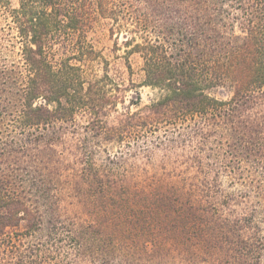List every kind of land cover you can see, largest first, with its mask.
<instances>
[{"label": "trees", "instance_id": "trees-1", "mask_svg": "<svg viewBox=\"0 0 264 264\" xmlns=\"http://www.w3.org/2000/svg\"><path fill=\"white\" fill-rule=\"evenodd\" d=\"M12 1L0 6L9 46L20 45L21 68L0 65V264H41L46 229L49 241L65 231L78 256L84 251L86 258L90 249L95 264H128L125 236L135 225L134 211L144 210L131 203L130 192H122L115 211L98 205L92 219L63 221L64 227H57L59 215L45 227L32 198L39 195L48 212L50 205L59 208L66 188L96 203L100 193L115 197L112 182L90 176L99 170L95 154L134 129L155 134L163 125L192 121V143L205 146L214 137L227 148L226 169L239 177L252 166L264 176V0H15V8ZM100 20L111 34L128 36L122 45L126 55L141 58L142 85L158 91L143 107L132 103L136 110L119 115L113 126L104 118L122 100L115 93L120 89L108 60L89 41ZM95 63L105 68L101 77H90ZM216 88L232 97L216 98ZM77 114L87 120L77 145L80 172L61 186L43 178L45 167L32 176L29 163L40 151L52 155L68 144L66 131L78 133L70 129ZM254 188L257 202L247 213L233 224L214 211L218 227H208L215 251L226 249L230 264L261 261L262 239L250 236L249 227L257 232L264 224L263 181ZM160 248L150 241L144 250L154 256Z\"/></svg>", "mask_w": 264, "mask_h": 264}, {"label": "rangeland", "instance_id": "rangeland-1", "mask_svg": "<svg viewBox=\"0 0 264 264\" xmlns=\"http://www.w3.org/2000/svg\"><path fill=\"white\" fill-rule=\"evenodd\" d=\"M11 7H17V1L13 0ZM6 24V11L0 6V65L10 67L14 64L21 68L20 45L9 46L4 32ZM126 37L125 34H111L110 25L104 20H100L89 33V41L108 60L109 75L120 89L115 93L122 97L117 109L104 118L109 126L116 125L119 115L125 111H135L136 105L132 103L141 101L143 107L158 97L157 90L142 85V60L137 54L126 55L122 45ZM104 69L103 65L93 64L89 70L90 77H101L105 73ZM211 93L220 100L232 97L227 88H216ZM85 117L81 114L75 116V126L71 125L70 129L76 128L78 133L66 131L67 145L57 146L52 155L40 151L41 158L37 156L31 160L34 163H29L32 176L37 167H45L42 169L43 178L50 184L57 181V185L61 186V182L73 179L74 173L80 172L82 163L78 161L81 152L77 145L86 133ZM190 126L192 121L163 125L155 134L134 129L120 144H103V147L108 146V150H97L95 167L99 170L90 176L97 175L100 179L112 182L114 188L111 194L117 195L111 198L106 193H100L98 204L96 198L81 195L78 188L71 191L66 188L60 192L62 202L59 208L51 209L50 205L48 212L44 209L41 197L34 196L32 200L38 206L33 205L44 216V226L53 227L52 221H59L57 215L61 218L57 227H64L63 221L90 220V216L98 215L103 207H111L115 211L122 192H130L131 203L144 210L140 213L134 211L135 225L125 236L128 264H230L225 255L226 249L215 251L213 241L207 237L211 231L208 227H218L213 212H217L216 215L222 219H230L234 224L237 217L247 213V207L256 204L254 186L259 181L264 183V176L261 172H255L252 166H246L244 175L239 177L226 169L224 157L227 148L217 144L214 137L205 146H200L197 139L192 143ZM96 188L99 190V187ZM98 205H102V208H98ZM152 209L160 211V215L151 216ZM149 223L154 226L151 230L148 229ZM45 231L47 233L41 236V264H95L90 249L86 258L84 251H80L81 256H78L74 243L69 241L65 231H59L52 241L45 238L50 230ZM255 231V227H249V235L256 233L255 236L262 239L264 245V224ZM118 235L121 234H114L116 241ZM150 241L163 250L157 255L147 256L144 249ZM260 257V264H264V246Z\"/></svg>", "mask_w": 264, "mask_h": 264}]
</instances>
